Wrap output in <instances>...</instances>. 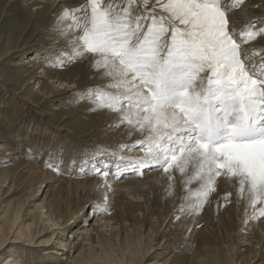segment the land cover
Listing matches in <instances>:
<instances>
[{
  "label": "snow or ice",
  "instance_id": "6c2138e0",
  "mask_svg": "<svg viewBox=\"0 0 264 264\" xmlns=\"http://www.w3.org/2000/svg\"><path fill=\"white\" fill-rule=\"evenodd\" d=\"M243 2L86 0L61 10L58 23L71 21L75 48L54 66L92 54L101 79L110 78L79 95L92 102L89 110L116 113L110 127H124L129 139L143 136L110 152L117 169L163 168L170 188L178 171L190 193L188 186L198 184L191 193L197 212L218 178L236 181L238 199L247 191L248 206L264 216V207L257 208L264 205V50L257 55L242 48L264 38V17L233 27L228 14ZM136 149L143 156L122 154ZM51 160L52 153L45 166L58 171L62 161ZM109 167L93 170L107 177ZM90 207L95 215L98 205Z\"/></svg>",
  "mask_w": 264,
  "mask_h": 264
},
{
  "label": "bare ground",
  "instance_id": "6f19581e",
  "mask_svg": "<svg viewBox=\"0 0 264 264\" xmlns=\"http://www.w3.org/2000/svg\"><path fill=\"white\" fill-rule=\"evenodd\" d=\"M40 3L37 0L33 3L30 0L25 1L27 9L35 8L30 14L32 17L34 15L35 18L41 17L43 7L39 6ZM48 3L52 18L41 31L47 33L56 24L54 34L44 33L45 37H51L48 48L41 54L35 52L11 63L21 69L34 63L30 77L38 85L37 90L47 99L55 97L56 87L63 86L64 91L70 92L85 78L90 77V80H87L86 88L82 90L107 84L110 78L101 79L103 70L96 71L92 67L94 60L92 54L65 63L61 66L66 69L64 72L54 66L56 58L68 59L66 55L62 56V52L69 53L75 48V44L71 43L73 33L67 30V25L71 21L66 19L58 23L61 10L78 5L60 3V0H49ZM252 11L247 3L238 10L230 11L228 14L230 24L240 29L253 18L264 17L263 14L250 17ZM242 48L255 52L259 48H264V40L259 38L252 43L243 44ZM9 52L10 50L6 51L4 56L10 54ZM69 70H72V73L66 75ZM46 84L53 87L47 89ZM83 100L85 101L80 104L82 109L92 107L90 100L85 98ZM7 103L8 99L1 104L4 107ZM60 108L61 105H55L52 109ZM92 116L104 123L107 135L113 134V138H120L123 140L121 143H133L143 139L138 132L133 133L129 139L124 127H110L111 122L116 119L114 112L107 109L94 110ZM43 123L48 122L45 120ZM47 128L50 133V128ZM57 128L65 127L59 125ZM58 129H53L52 137L49 138L52 147L56 149V152L54 148L53 151L50 149L49 154L52 153L50 162L55 165L57 159L62 161L58 171L46 166L39 167V164L31 160L21 162L15 155L12 157V164H8L7 158L13 154V150L7 144L0 143V188H7L6 195H9L10 190L17 187L15 184L19 178L27 179L26 196L16 205L17 207L14 205L9 219L10 226L6 235H13V239L10 241L1 236L0 251L14 242L28 247L26 251L23 249L20 255L14 256L15 258L7 257L1 264H34L37 260L40 261L39 264H172L177 259V254L182 255L178 257L182 261L181 264H238V260L234 259L235 255L245 253L247 250L248 253L240 256L239 263L253 264L258 261L257 264H264V216H260L258 211L254 212L253 208L248 206V196L238 199L233 192L236 199H233L225 210H221L216 206L218 203L215 205L212 200L217 194L216 188L209 193L204 207L198 212L193 211L191 193L198 189V184L188 186L191 193L185 185L179 186L178 171L174 173L175 180L170 188V181L163 168L133 170L121 164L117 169L116 157L110 153L96 155L98 146L84 149L78 164V158H70L69 155L64 160L61 155L64 157L62 152L67 146L65 139L63 140V133ZM73 131L75 130L71 128L69 133L77 134ZM122 154L139 157L144 153L136 149ZM104 163L110 165L108 171L111 175L107 177L96 174L93 170V165L102 168ZM217 185L221 186L219 180ZM157 188L163 193H172L171 202L174 204L171 203L167 211L151 209L145 206L144 202L133 201L142 200L141 196ZM40 196L42 197L39 199ZM182 203L185 205L183 211L180 210ZM90 204L98 205L95 215L92 207L88 210L90 215L83 212ZM260 207L264 205H257V208ZM2 217L3 214L0 218ZM67 228L70 229L66 237H63ZM218 242L222 247L217 246ZM236 243L244 244L246 247L237 249ZM98 246L102 247L101 253L95 250ZM167 251H170L168 255ZM260 251L263 253L260 254ZM59 253L61 256L58 258Z\"/></svg>",
  "mask_w": 264,
  "mask_h": 264
},
{
  "label": "rangeland",
  "instance_id": "374dc122",
  "mask_svg": "<svg viewBox=\"0 0 264 264\" xmlns=\"http://www.w3.org/2000/svg\"><path fill=\"white\" fill-rule=\"evenodd\" d=\"M25 1L27 0H0V104L7 99L9 101V103H7L4 107L3 104L0 105V143L7 144V146H10L13 150V154L7 158L8 164H12V157L15 155L21 162L25 163L26 160H31L34 161L33 163H36L37 165L39 164V167H45V161L48 160L47 157L50 149L54 148L52 147L53 144H51L52 142L49 138L52 137V130L58 129L57 126L59 125H64L65 127L58 129L61 133H63V140L65 139V145L67 146L65 151L63 150L62 152L64 153V157L61 155L64 160L67 159V156L69 155L70 158H78V164L81 161L79 157L82 155L83 150H88L91 146H98V153L96 154L98 156H102L104 153L108 154L112 152V150L118 151L116 146L124 144L121 143L123 140L120 138H113V134L107 135V131L104 130V123H102L100 119L92 116L94 110H89L90 108L82 109L80 106V104L85 100H83L84 98H81V96L77 95V93L79 94L80 90L86 88L88 83L87 80H90V77L79 81L78 87L74 88L70 92L64 91L63 86L56 87L55 97L47 99L44 94L42 95V93L37 90L38 85L33 81L34 79L30 77L32 75L31 70L34 63H31L22 69L21 67L15 66L11 63L17 59L35 54V52L37 54L40 52L41 54V52L48 48L47 46H49L50 43L49 38L51 39V37H45L44 33L52 35L56 31L54 28L56 24L54 26L52 25L53 27H51L47 33L46 31H41V28H44L52 18L49 10V0H37L39 3L43 2V4L40 3L39 5L43 7L40 18H35V15L34 17L30 15L32 10L34 12L35 8L27 9L25 7ZM30 1L31 3L34 2V0ZM66 2L80 6L84 5L86 0H60V3ZM105 3H107V0H105ZM244 3L249 4L251 9H253L250 17H255L259 14L264 15V9H258V7L264 8V0H244L243 4ZM242 5H238L234 10H238ZM79 15L83 14L81 13ZM259 38L260 37L257 39ZM262 40H264V38H262ZM254 41H250L245 44H249ZM8 50H10V54L4 56L5 52ZM259 50H264V48H259L257 51L251 53H257L258 55ZM57 67L60 71H66V69L61 68V66ZM71 73L72 70H69L66 75ZM92 78L95 77L92 76ZM28 81L33 82L28 83ZM42 81L45 80L42 79ZM51 87L53 86L50 84H46L45 86L47 89H51ZM55 105H61V108L53 110L52 108ZM64 116H67V118H64ZM45 120L48 122L47 124L43 123ZM45 126L50 128V133H48V128L46 129ZM71 128L74 129L77 134L69 133ZM115 142L117 144H115ZM29 146H31V154L28 153ZM59 148L58 150L60 151ZM41 149L43 150L42 154L39 153ZM54 151L56 152V149ZM186 178L187 177H182L180 174L177 180L178 185L184 187L182 180ZM218 180L220 181L221 186L216 184L214 187L215 189L217 188L216 191L217 194H219H216L212 200L215 205L218 203L216 205L217 207L221 210H225V208L230 205L231 201L236 199L235 194L238 191L239 185L236 181L229 182L221 178H218ZM230 184L233 186H230ZM15 185H17V187L12 188L13 190H10L11 192L9 195H6L7 188H0V216L3 214V217L0 218V227L2 230L0 238L2 236V238H8L10 241L13 239V235L6 234L8 233L7 230L10 226L9 219L11 211H13V209L17 207L16 205L19 202H22L25 198L27 193V190H25L27 179L24 177L19 178ZM233 192L235 194H233ZM226 193H231L233 195L229 197V201L222 199ZM168 194L163 193L161 189L157 188L156 190H153V192H147L145 195L141 196L142 200L133 201L138 203L144 202L145 206H149L151 209L158 208L160 211L165 212L168 210L170 205L174 204L171 202L172 193L168 192ZM246 196L247 191H245L243 198H246ZM41 197L42 196H40L39 199ZM218 197H221V199ZM90 205L83 211L85 215L89 214L88 210L90 209ZM31 208H33V206ZM172 219L173 218H171V220ZM88 223H90V218L88 219ZM70 228H72V226ZM70 228L65 229L66 232L64 231L63 237H66L65 235ZM219 244L221 243L218 242L217 246L222 247V245ZM21 245L22 244L20 243L16 244L14 242L13 245H8L1 250L0 264L3 263V260L7 257L15 258L16 255L21 254L23 249H25L24 251L28 249V247H23ZM54 245H56V242ZM235 247H237V249H244L246 245L236 243ZM101 248L102 247L98 246L95 250L101 253ZM170 251H167L166 255H168ZM248 252V250L245 253L240 252L239 255H235L234 259L236 261L238 260V264H241L239 263L240 256L242 254L245 255ZM259 253L262 254L263 252L260 251ZM57 256L59 258L61 253ZM180 256L182 255L177 254V259H175L172 264H181L182 261L178 258ZM39 263V260L34 262V264ZM257 263L258 261L253 264Z\"/></svg>",
  "mask_w": 264,
  "mask_h": 264
}]
</instances>
